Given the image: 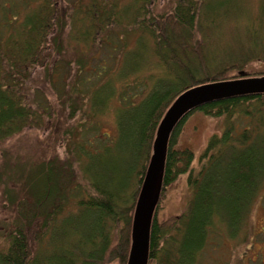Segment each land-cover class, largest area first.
I'll use <instances>...</instances> for the list:
<instances>
[{"label":"trees","instance_id":"1","mask_svg":"<svg viewBox=\"0 0 264 264\" xmlns=\"http://www.w3.org/2000/svg\"><path fill=\"white\" fill-rule=\"evenodd\" d=\"M251 64L262 71L248 74ZM240 73L264 76V0L252 11L245 0H0V142L53 130L58 113L63 123L31 179L26 159L10 170L21 193L6 191L16 217L0 264H125L164 112L183 91ZM108 112L113 133L103 131ZM196 112L223 123L198 156L179 145ZM182 175L186 209L159 219L158 203L149 264H199L214 233L246 241L264 188V94L183 117L168 142L160 199Z\"/></svg>","mask_w":264,"mask_h":264},{"label":"rangeland","instance_id":"2","mask_svg":"<svg viewBox=\"0 0 264 264\" xmlns=\"http://www.w3.org/2000/svg\"><path fill=\"white\" fill-rule=\"evenodd\" d=\"M245 3L252 11L257 4V0H245ZM69 57L73 56L70 55ZM261 66V64H251L245 67V70L248 71V74L260 72L262 71ZM35 81L37 84L41 83L39 87L43 91H48V85H45L41 78H37ZM60 116L61 114L58 113L55 128L51 131L42 132L36 128H28L17 134V136L0 142V245L3 244L2 240L5 239L9 230L13 228V221L16 217L14 208L8 204L7 199L9 195L15 198V195L21 193H17L14 187V176L10 170L16 166L18 161L23 162L26 159L27 173L29 179H31L33 168L49 157L46 153L53 151V146H55L53 144L54 142L56 144L59 134L57 129L63 124L59 120ZM112 121V116L108 112L103 121L105 125L104 132H114L115 126ZM222 129L221 118L216 119L196 112L184 125L179 138V145L188 147L198 156L210 134L219 133ZM43 154L44 156H42ZM197 165L196 167H198ZM10 190L11 192L8 195L6 191ZM189 192L185 175L178 177L173 183L166 186L161 199H159L158 218L179 216L186 209L190 197ZM244 227L243 232L248 234L245 242L243 240L238 242L236 240L224 241L226 237L222 236L223 233L218 235L214 233L205 245L199 264H264V188L253 203L249 222ZM107 264L118 263L109 261Z\"/></svg>","mask_w":264,"mask_h":264},{"label":"water","instance_id":"3","mask_svg":"<svg viewBox=\"0 0 264 264\" xmlns=\"http://www.w3.org/2000/svg\"><path fill=\"white\" fill-rule=\"evenodd\" d=\"M211 82L180 93L168 106L155 130L151 154L134 204L130 243L125 264H149L150 229L163 185L170 136L178 123L194 109L212 101L264 94V76Z\"/></svg>","mask_w":264,"mask_h":264}]
</instances>
